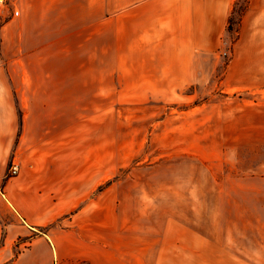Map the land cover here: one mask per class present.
<instances>
[{
	"label": "crops",
	"instance_id": "1",
	"mask_svg": "<svg viewBox=\"0 0 264 264\" xmlns=\"http://www.w3.org/2000/svg\"><path fill=\"white\" fill-rule=\"evenodd\" d=\"M9 1L0 11V264H149V246L135 241L142 230L119 220L100 116L70 112L96 100L95 81L87 89L84 78L71 79L85 75L70 66L71 44L84 52V27L55 37L45 14L53 0ZM239 1L125 4L128 58L149 67L135 89L263 92L264 0H246L226 67L221 56ZM101 23L93 24L97 37ZM11 162L19 172L7 176Z\"/></svg>",
	"mask_w": 264,
	"mask_h": 264
},
{
	"label": "rangeland",
	"instance_id": "2",
	"mask_svg": "<svg viewBox=\"0 0 264 264\" xmlns=\"http://www.w3.org/2000/svg\"><path fill=\"white\" fill-rule=\"evenodd\" d=\"M139 1L53 0L45 12L55 37L84 27V52L71 44L70 66L85 75L71 79L84 78L87 89L95 81L96 100L70 112L101 118L119 220L142 230L135 241L149 246V264H264V91L135 89L149 67L128 58L124 10ZM245 4L229 19L225 67Z\"/></svg>",
	"mask_w": 264,
	"mask_h": 264
},
{
	"label": "built area",
	"instance_id": "3",
	"mask_svg": "<svg viewBox=\"0 0 264 264\" xmlns=\"http://www.w3.org/2000/svg\"><path fill=\"white\" fill-rule=\"evenodd\" d=\"M10 6L11 4L9 0H0V11ZM13 14L18 15V11H13ZM223 54L225 55L226 52L224 51ZM18 172H19V164H17L16 162H11L7 170V176L17 175Z\"/></svg>",
	"mask_w": 264,
	"mask_h": 264
}]
</instances>
